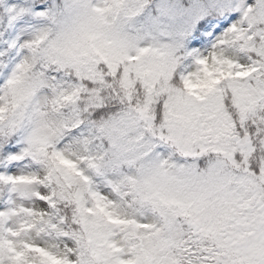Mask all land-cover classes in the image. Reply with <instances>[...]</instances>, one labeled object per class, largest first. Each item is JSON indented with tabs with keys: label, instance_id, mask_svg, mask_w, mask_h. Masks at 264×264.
I'll return each instance as SVG.
<instances>
[{
	"label": "snow or ice",
	"instance_id": "1",
	"mask_svg": "<svg viewBox=\"0 0 264 264\" xmlns=\"http://www.w3.org/2000/svg\"><path fill=\"white\" fill-rule=\"evenodd\" d=\"M0 264H264V0H0Z\"/></svg>",
	"mask_w": 264,
	"mask_h": 264
}]
</instances>
